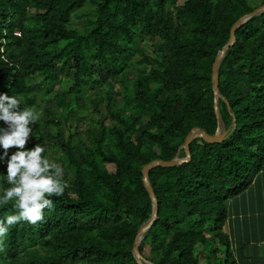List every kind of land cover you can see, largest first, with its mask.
I'll use <instances>...</instances> for the list:
<instances>
[{"label":"trees","instance_id":"obj_1","mask_svg":"<svg viewBox=\"0 0 264 264\" xmlns=\"http://www.w3.org/2000/svg\"><path fill=\"white\" fill-rule=\"evenodd\" d=\"M263 4L0 0V94L39 114L25 149L40 144L67 184L42 222L9 228L0 264H138L133 244L152 213L142 167L176 156L194 126L215 132V57L234 22ZM219 90L227 137L194 139L190 161L149 172L158 217L139 249L157 264L247 258L224 228L228 199L264 172V12L236 30ZM6 174L7 159L0 160V198L11 187ZM14 203L0 205V221L18 214Z\"/></svg>","mask_w":264,"mask_h":264},{"label":"clouds","instance_id":"obj_2","mask_svg":"<svg viewBox=\"0 0 264 264\" xmlns=\"http://www.w3.org/2000/svg\"><path fill=\"white\" fill-rule=\"evenodd\" d=\"M39 114L31 108H20V100L15 96L0 94V121L7 127L0 128V147L3 154L0 160L7 159L6 179L9 185L0 205L14 201L18 214L9 215L0 221V250H3V238L9 228L21 221L35 225L44 220V209L51 210V197L62 196L67 184L62 181L63 169L42 156L45 149L36 145L25 149L32 133L31 124H35ZM16 148L9 157L8 149Z\"/></svg>","mask_w":264,"mask_h":264},{"label":"water","instance_id":"obj_3","mask_svg":"<svg viewBox=\"0 0 264 264\" xmlns=\"http://www.w3.org/2000/svg\"><path fill=\"white\" fill-rule=\"evenodd\" d=\"M263 12H264V4L255 8L253 11L242 15L239 19H237L234 22V24L231 26L230 37L228 41L217 52V55L215 57V60L212 66V86H213V92H214V108H215V113L217 117V128L215 132L213 134H210L206 130L202 129L201 127L194 126L189 131V133L186 135L184 142L179 146L178 153L176 154V156L168 160H164L161 158L154 159L142 167L143 182H144L145 188L147 192L149 193L151 201H152V213H151L150 218L146 222H144L138 229L136 237H135V241L133 244L132 253L138 264H157L156 262L144 256L139 249L140 242L143 239L145 233L150 229V227L153 225V223L158 217V198L151 184V181L149 178V172L152 168L157 167V166L172 167V166L180 165L182 163L190 161L191 159L190 143L194 139L202 138L206 142L214 144V143L222 142L227 137V134L230 129L227 128L224 123V120L222 118L221 111H220V105H219V99L221 98L224 99L223 95L221 94L219 90L220 64L226 52L236 42V30L251 17L255 15H259ZM227 105H228V110L231 112V115H232V129H234L236 126V117H235V114L231 111V108L228 102H227ZM181 151H184L185 153L184 156H180Z\"/></svg>","mask_w":264,"mask_h":264},{"label":"crops","instance_id":"obj_4","mask_svg":"<svg viewBox=\"0 0 264 264\" xmlns=\"http://www.w3.org/2000/svg\"><path fill=\"white\" fill-rule=\"evenodd\" d=\"M227 232L234 249L245 246L244 264H264V172H260L247 189L227 201Z\"/></svg>","mask_w":264,"mask_h":264},{"label":"rangeland","instance_id":"obj_5","mask_svg":"<svg viewBox=\"0 0 264 264\" xmlns=\"http://www.w3.org/2000/svg\"><path fill=\"white\" fill-rule=\"evenodd\" d=\"M182 1H183V0H180V3H181ZM32 11H33V10H32ZM80 21H82V20H80ZM80 21H79V22H80ZM59 84H60V86H61L63 89H65V90L68 88V86H70V84H68V83H64V82H61V83L59 82ZM57 86H59V85H57ZM118 87H119V86H118ZM114 97L119 98V96H118L117 94H115ZM87 124H88L87 122H86V123H81V124H80V125H81V126H80L81 129L84 130V129L87 127ZM56 155H57V153H56ZM230 199H231V198H230ZM230 199H228V201H229ZM224 232H226L227 235H229V233L227 232V222H226V224H225ZM229 237H230V236H229ZM223 246H224V245H223ZM224 248H225V246H224ZM232 249H233V248H232ZM236 253H237V252H234V251H233V254H234L235 257H236ZM260 254H261V255H264V248H260ZM260 259L264 261V257L260 256ZM201 262H202V263L205 262V260H204L203 257L201 258ZM240 263L242 264V262H240Z\"/></svg>","mask_w":264,"mask_h":264}]
</instances>
